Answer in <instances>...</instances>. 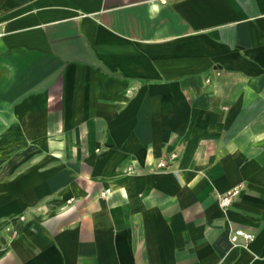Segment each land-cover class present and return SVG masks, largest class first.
I'll return each mask as SVG.
<instances>
[{
    "label": "crops",
    "instance_id": "crops-1",
    "mask_svg": "<svg viewBox=\"0 0 264 264\" xmlns=\"http://www.w3.org/2000/svg\"><path fill=\"white\" fill-rule=\"evenodd\" d=\"M0 264H264V0H0Z\"/></svg>",
    "mask_w": 264,
    "mask_h": 264
},
{
    "label": "built area",
    "instance_id": "built-area-1",
    "mask_svg": "<svg viewBox=\"0 0 264 264\" xmlns=\"http://www.w3.org/2000/svg\"><path fill=\"white\" fill-rule=\"evenodd\" d=\"M177 154H172V158L176 157ZM169 165V162L167 160H161L159 162V166L166 167ZM241 184L236 186L235 188L229 190L228 192L222 194L219 196V201L222 206H228L231 204L234 196L238 193V191L241 188ZM110 192V189L107 188L101 192L102 196H106ZM21 219H24V215H21ZM254 239V234L250 231H247L240 227H235L231 230L230 233V240L233 245H246L250 241Z\"/></svg>",
    "mask_w": 264,
    "mask_h": 264
}]
</instances>
